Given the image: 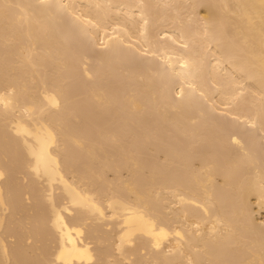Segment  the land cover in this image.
Listing matches in <instances>:
<instances>
[{"label":"bare ground","instance_id":"1","mask_svg":"<svg viewBox=\"0 0 264 264\" xmlns=\"http://www.w3.org/2000/svg\"><path fill=\"white\" fill-rule=\"evenodd\" d=\"M264 0H0V264H264Z\"/></svg>","mask_w":264,"mask_h":264},{"label":"rangeland","instance_id":"2","mask_svg":"<svg viewBox=\"0 0 264 264\" xmlns=\"http://www.w3.org/2000/svg\"><path fill=\"white\" fill-rule=\"evenodd\" d=\"M262 216H264V212H262Z\"/></svg>","mask_w":264,"mask_h":264}]
</instances>
